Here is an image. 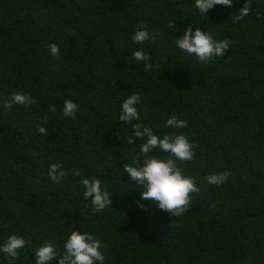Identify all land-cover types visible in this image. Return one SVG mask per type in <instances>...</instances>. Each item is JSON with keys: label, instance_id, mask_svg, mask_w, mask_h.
Here are the masks:
<instances>
[{"label": "trees", "instance_id": "obj_1", "mask_svg": "<svg viewBox=\"0 0 264 264\" xmlns=\"http://www.w3.org/2000/svg\"><path fill=\"white\" fill-rule=\"evenodd\" d=\"M243 4L205 16L195 0H0V246L13 234L26 240L11 264H36L45 242L62 255L71 228L101 241L104 264H264V0L234 22ZM141 24L149 39L136 44ZM189 25L231 41L224 56L200 62L179 49ZM136 50L151 56V71ZM13 92L35 103L4 108ZM134 93L140 118L123 123L121 104ZM66 99L78 105L75 119L63 114ZM173 113L187 127L166 126ZM45 115L47 136L37 130ZM137 123L198 145L193 160H177L200 189L182 217L141 200L123 171L143 143H127ZM54 163L66 171L59 184L48 176ZM222 171L224 184L207 183ZM93 177L112 199L99 212L83 197L81 180ZM9 259L0 251V264Z\"/></svg>", "mask_w": 264, "mask_h": 264}, {"label": "clouds", "instance_id": "obj_2", "mask_svg": "<svg viewBox=\"0 0 264 264\" xmlns=\"http://www.w3.org/2000/svg\"><path fill=\"white\" fill-rule=\"evenodd\" d=\"M253 0H244L243 6L239 9V14H234L232 19L239 22L244 17L249 16L251 12ZM216 5L233 7V0H195V7L202 15L214 8ZM257 19L260 14L256 12ZM168 26L174 27V22L169 21ZM146 25L141 24L132 35L131 39L136 44H143L149 39V33L146 31ZM158 34H153V39ZM176 46L186 52L188 55H194L200 62L211 61L215 57H223L229 49L231 41L216 40L213 36L200 28H196L193 32L192 25H189L184 34L180 38H176ZM50 53L53 56L60 55V48L57 44L48 45ZM135 61L145 62V71H151L152 64L148 63L151 56L145 54L142 50L133 52ZM35 101L30 94H22L13 92L10 98L3 101V107L11 110L14 104L29 107ZM142 103L139 93H134L126 98L121 104V113L119 120L123 123H131L139 120L140 113L136 105ZM78 105L70 99H66L63 107L65 117L76 118ZM49 111L55 112L56 107L50 106ZM48 117H41L37 125L40 134L48 135V130L44 127ZM166 126L181 129L187 127V121L178 119L175 113L171 114ZM134 134L127 137L129 145L135 144L136 138L143 141L140 145L139 153L131 157V162L123 165V171L130 174V180L137 183L143 189L141 192V200L151 201L158 208L173 217H182L191 208V194L198 193L200 189L196 186L193 177L184 173V170L177 166V160L181 162L191 161L195 157L194 149L197 144L190 142L187 134L184 133H165L162 137L155 134L152 128L137 123L133 125ZM168 153L169 158H161L155 153ZM75 175H80L79 171H75ZM230 173L222 171L212 173L205 177L210 185L221 186L224 184ZM49 179L59 184L66 177V171L63 170L61 164H51L48 171ZM84 188V199H91L92 211H103L106 207L112 205V199L105 188L102 190V182L98 178H84L81 180ZM142 209L145 205L137 202ZM212 207H215L213 204ZM26 245V240L19 235H10L2 246L0 251L5 253L10 259H18L20 250ZM103 247L101 241L92 233L75 231L71 228L70 234L63 245V254L60 255L56 246L51 242H45L42 246L35 250L36 264H49L50 261L59 256V264H104L105 257L100 251Z\"/></svg>", "mask_w": 264, "mask_h": 264}]
</instances>
